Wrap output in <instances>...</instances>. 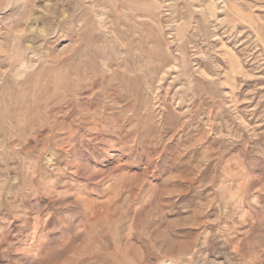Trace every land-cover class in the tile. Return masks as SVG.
<instances>
[{
  "label": "rangeland",
  "instance_id": "1",
  "mask_svg": "<svg viewBox=\"0 0 264 264\" xmlns=\"http://www.w3.org/2000/svg\"><path fill=\"white\" fill-rule=\"evenodd\" d=\"M0 264H264V0H0Z\"/></svg>",
  "mask_w": 264,
  "mask_h": 264
}]
</instances>
